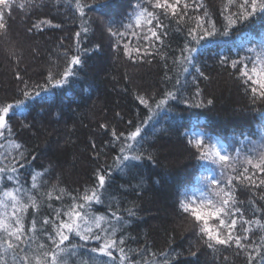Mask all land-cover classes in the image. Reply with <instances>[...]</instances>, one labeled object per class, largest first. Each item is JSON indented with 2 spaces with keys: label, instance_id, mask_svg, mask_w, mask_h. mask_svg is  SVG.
I'll use <instances>...</instances> for the list:
<instances>
[{
  "label": "trees",
  "instance_id": "1",
  "mask_svg": "<svg viewBox=\"0 0 264 264\" xmlns=\"http://www.w3.org/2000/svg\"><path fill=\"white\" fill-rule=\"evenodd\" d=\"M21 2L24 0H16V4ZM197 2H202L217 21L222 19L219 12L229 10L228 0ZM74 3L75 0H60L59 4L57 0H33L32 7H14L11 16L6 17L8 28L0 30V102L22 98L17 95L22 86L16 78L18 72L25 80L43 82L49 69L62 68L64 48L61 44L65 48L74 47L73 36L81 25ZM103 5L107 7L102 8ZM130 11L128 0H99L88 16L94 20L108 16L120 20ZM42 19L51 20L52 26L28 31ZM162 20L169 35L164 40L162 55L155 59L150 57V63L132 62L122 55L116 56L110 46L114 41L110 40L102 26H98V20L91 25L92 30L83 43L89 51L85 54L84 66L78 69L79 76L26 102L22 111L27 121L34 124L33 128L19 127V121L23 119L19 112L12 118L13 136L10 139L24 144L36 157L34 161L30 157V167L22 170L21 183L25 189H30L31 175L47 170V174L37 181L38 199L52 191L53 185L82 195L84 188L90 189L96 183L94 171L97 164L107 163L112 165V174L104 193V203L95 205V208L100 214L111 206L112 211L118 209L127 219L126 209L135 205L136 214L124 226V235L126 251L134 250L132 254L138 264L145 261L148 264H163L162 254L167 255L168 264H245L243 253L236 256L234 249H209L187 230V221L178 212L177 199L181 192L195 186L200 167L203 169L201 161L190 156L185 144L190 135L195 136V130L218 136L227 145L234 146L236 140L245 151L250 146L248 138L255 140L260 132L257 122L264 120V104L252 105L232 70L222 68L217 59L221 54L236 58L238 51L240 55H245L242 49L258 43L264 37V14H258L228 36H217L201 48L199 63L209 79H200L199 87L203 97L212 99L213 104L197 108L172 101L156 110L151 122L145 126L144 147L156 154L157 162H133L135 167L121 172L113 163L112 157L116 152L106 146L110 132L101 130L98 123H108L115 126L118 132H127L128 120L138 124L148 116V111L139 104L136 96L158 94L166 87L171 88L163 81L164 63L173 53L178 55L184 34L177 31L176 22L167 18ZM124 22L127 23V20ZM124 42L132 47L138 44L137 38L133 37ZM139 43L142 45L143 41ZM96 45L100 47L96 48ZM167 62L171 66V60ZM180 79L183 81L185 77L181 75ZM187 81L186 95L190 94L189 90H195L191 76L187 77ZM116 113L120 116L117 117ZM92 141L101 151L99 161L93 158ZM0 154H14L8 142L2 139ZM14 187L11 182H3V189L14 190ZM57 194L52 191L53 196ZM235 196L238 204L243 202L246 219L253 218V200L257 207L264 208V201L260 199L264 196V188L239 186ZM67 203L69 201L65 200L64 204ZM60 206V202H53V207ZM43 208H47L46 200ZM44 214L47 213L42 211L38 219ZM31 218L29 214V226ZM261 234L257 231L253 239L258 240ZM91 247L89 244L87 248H82L69 259V264H79L89 255H94L90 253ZM137 251H144L143 257L137 255ZM192 251H196L197 255L192 256Z\"/></svg>",
  "mask_w": 264,
  "mask_h": 264
},
{
  "label": "snow or ice",
  "instance_id": "2",
  "mask_svg": "<svg viewBox=\"0 0 264 264\" xmlns=\"http://www.w3.org/2000/svg\"><path fill=\"white\" fill-rule=\"evenodd\" d=\"M59 2L57 0L58 4ZM98 2L99 0H75L74 10L81 25L73 36L74 47L65 48L61 44V48H64L62 68L49 69L43 82L25 80L18 72L16 78L22 86L17 95L22 98L0 102V139L7 141L10 151L14 153L11 156L0 154V264H69L71 257L92 243L95 246L90 248V253L94 255H89L88 259L81 260L79 264H138L132 254L134 250L126 251L127 241L124 235V226L136 214L135 205L126 209L127 219L118 209L112 211L111 206L108 211L100 214H97L95 208V205L104 203L112 165L98 163L94 171L96 183L90 189L84 188L82 195L53 185L52 191L57 192V195L53 196L52 191H49L46 196L38 199L37 181L47 174V170L32 174L31 188L25 189L21 183V172L25 167H30L29 158L34 161L36 157L24 144L10 139L13 136L12 118L17 112L23 117L19 121L21 129L34 127L22 111L28 100L39 97L52 88L63 86L79 76L78 69L84 66V57L89 51L83 43L87 40L93 23L98 20V26H102L110 40L114 41L110 46L116 56L122 55L132 62L150 63V57L155 59L162 55L164 40L169 35L162 18L176 22L177 31L184 34L178 55L173 53L164 63L163 81L166 86L170 84L171 88L166 87L158 94L136 96L139 104L148 111V116L138 124L134 120H128L127 132H118L115 126L108 123H98L101 130L110 132L106 146L116 152L112 157L113 163L124 172L135 167L133 162H157L156 154L144 147L145 126L151 122L156 110L166 107L172 101L197 108L213 104L212 99L203 97L199 87L200 79H209L199 63L201 48L217 36H228L258 14H264V0H228L229 10L219 12L218 15L222 18L220 21L213 19L207 7L197 0H136L134 4L132 0H128L131 11L123 19L108 16L96 17L94 20L88 13ZM32 6L33 0H24L19 4H16V0H0V30H7L6 17L11 16L14 7L25 9ZM232 8L235 10H231ZM201 12L202 14H195ZM125 19L127 23L124 22ZM45 25L52 26V21L38 20L28 31L43 30ZM128 37L137 38L136 47L124 42ZM140 40L143 41L142 45ZM99 47L100 45H96V48ZM242 50L246 54L240 55L238 51L236 58L219 55L217 63L222 68L232 70L252 105L264 104V37L252 47ZM168 59L171 60V66ZM181 75L185 77L183 81L180 79ZM188 76H191V84L195 90H189L190 94L186 95ZM116 116L119 117L120 113H116ZM248 139V153L236 148L233 155L228 147L220 146L219 141L212 142V138L206 134L188 137L185 144L190 156L198 161L212 162L219 171L215 176L202 177L208 190L200 191L198 196L193 194L190 197L187 191L181 192L177 208L187 221V230L209 249H234L236 256L243 253L245 264H264V208L257 207L253 200V218L246 219L243 202L238 204L235 196V190L239 186L264 188V134L259 140ZM91 148L93 158L99 161L101 151L97 149L95 141L91 142ZM4 181L11 182L15 186L14 190L3 189ZM33 192L37 194H31ZM260 199L264 201V196ZM45 200L46 209L43 208ZM65 200L69 201L67 205L64 204ZM54 201L60 202L61 206L53 207ZM30 210L34 211L30 213ZM42 211L47 214L38 219ZM29 214L32 217L30 226L27 221ZM257 231L262 234L258 240H254ZM144 251H137L136 254L143 257ZM190 254L196 256L197 252L192 251ZM162 255L163 264H168L167 255ZM224 260L227 261L228 257L225 256ZM144 264L148 262L145 261Z\"/></svg>",
  "mask_w": 264,
  "mask_h": 264
},
{
  "label": "rangeland",
  "instance_id": "3",
  "mask_svg": "<svg viewBox=\"0 0 264 264\" xmlns=\"http://www.w3.org/2000/svg\"><path fill=\"white\" fill-rule=\"evenodd\" d=\"M263 119H260L258 122H257V126L259 127V133L258 135L256 136V139L255 140H259V138L261 137L262 134H264V124H263ZM196 135L198 134H205L203 130H196ZM208 137H211L212 138V142H216V141H219L220 143V146L222 147H228L229 148V152L231 154H235V149L236 148H240L239 145L241 144H238L235 140V145L232 146V145H227L220 137L218 136H211V135H208L206 134ZM191 137V135H190ZM194 137V136H192ZM254 140V141H255ZM250 147V146H249ZM242 149L245 153H248V150L245 151L243 148H240ZM249 149V148H248ZM201 166L203 167V169H201L200 167V176L197 175V179L195 181V186L191 187V189H187L185 191L188 192L189 196L191 197L193 194L195 195H199L200 191H207L208 189L205 187V182L203 181L202 177L205 176V175H209V176H215L217 175L219 169L218 167L213 164L212 162L210 161H201ZM76 242V241H74ZM92 247L95 246L94 243L91 244Z\"/></svg>",
  "mask_w": 264,
  "mask_h": 264
}]
</instances>
